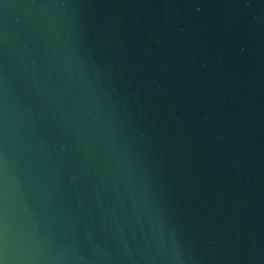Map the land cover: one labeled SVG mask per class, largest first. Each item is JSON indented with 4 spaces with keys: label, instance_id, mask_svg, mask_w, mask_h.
<instances>
[{
    "label": "water",
    "instance_id": "1",
    "mask_svg": "<svg viewBox=\"0 0 264 264\" xmlns=\"http://www.w3.org/2000/svg\"><path fill=\"white\" fill-rule=\"evenodd\" d=\"M2 264H264V0H0Z\"/></svg>",
    "mask_w": 264,
    "mask_h": 264
},
{
    "label": "clouds",
    "instance_id": "2",
    "mask_svg": "<svg viewBox=\"0 0 264 264\" xmlns=\"http://www.w3.org/2000/svg\"><path fill=\"white\" fill-rule=\"evenodd\" d=\"M0 264H2V262H0Z\"/></svg>",
    "mask_w": 264,
    "mask_h": 264
}]
</instances>
